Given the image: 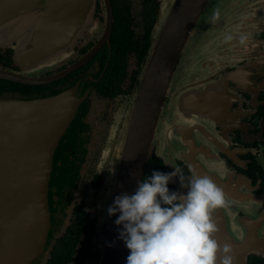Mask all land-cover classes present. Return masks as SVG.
Wrapping results in <instances>:
<instances>
[{"label":"flooded vegetation","instance_id":"af4514ba","mask_svg":"<svg viewBox=\"0 0 264 264\" xmlns=\"http://www.w3.org/2000/svg\"><path fill=\"white\" fill-rule=\"evenodd\" d=\"M173 3L95 0L82 37L44 65L18 62L16 43L0 42V72L24 80L0 79V96L43 97L76 83L90 90L84 131L68 140L82 164L79 196L46 264H100L109 229L104 200L124 157L143 68ZM150 140L143 180L174 171L165 164L186 180L211 178L229 204L214 215L221 248L231 246L235 264H264V0L207 1ZM169 189L178 192L173 182Z\"/></svg>","mask_w":264,"mask_h":264},{"label":"water","instance_id":"95a60500","mask_svg":"<svg viewBox=\"0 0 264 264\" xmlns=\"http://www.w3.org/2000/svg\"><path fill=\"white\" fill-rule=\"evenodd\" d=\"M207 1L174 0L166 30L141 74L124 157L114 189L104 200L106 215L116 197L133 195L143 180L153 125L177 59ZM94 4L95 0H0V42L16 43L18 62L44 65L82 37ZM2 78L24 82L0 72ZM89 93L76 83L43 97L0 96V264H46L68 225L79 196L76 181L82 164L74 160L78 147L67 142L78 140L84 131L80 124ZM173 184L178 193H187L180 178ZM117 218L107 215L109 229L100 264H126L129 252L118 239Z\"/></svg>","mask_w":264,"mask_h":264},{"label":"clouds","instance_id":"9594fccd","mask_svg":"<svg viewBox=\"0 0 264 264\" xmlns=\"http://www.w3.org/2000/svg\"><path fill=\"white\" fill-rule=\"evenodd\" d=\"M165 166L174 171L153 172L107 210L109 217L118 215L126 264H235L231 246L221 248L216 239L214 215L229 207L225 193L207 176L186 180L180 169ZM177 176L186 194L170 191Z\"/></svg>","mask_w":264,"mask_h":264},{"label":"rangeland","instance_id":"374dc122","mask_svg":"<svg viewBox=\"0 0 264 264\" xmlns=\"http://www.w3.org/2000/svg\"><path fill=\"white\" fill-rule=\"evenodd\" d=\"M169 1H170V0H169ZM67 140H68V138H67ZM69 143L71 144V142H68V144H69Z\"/></svg>","mask_w":264,"mask_h":264}]
</instances>
